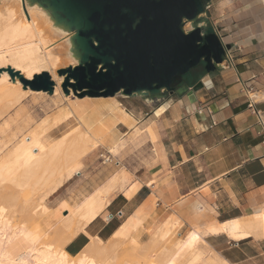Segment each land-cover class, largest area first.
Instances as JSON below:
<instances>
[{"label":"bare ground","instance_id":"bare-ground-1","mask_svg":"<svg viewBox=\"0 0 264 264\" xmlns=\"http://www.w3.org/2000/svg\"><path fill=\"white\" fill-rule=\"evenodd\" d=\"M70 46L69 35L54 27L38 5H30L27 0H0V96L19 102L28 93L49 95L25 89L22 80L48 72L56 83L50 96L64 100L57 111L47 113L12 145L0 144V264H130L123 262L129 256L119 258V252L127 246L142 250L139 254L150 246L151 252L158 253L156 264H231L207 243L206 236L225 234L233 240L264 237V207L247 216L204 226H188L176 215L156 224L150 220L152 197L110 238L92 235L86 228L105 216L110 200L102 187L116 173L115 168L99 172L90 185L63 198L54 208L46 204V194L34 197L40 189L50 187L49 194L81 174L85 161L98 147L105 146L112 152L140 124L122 105L92 101L106 97H79L72 78L69 94L62 91L66 75H59L58 70L76 65ZM72 118L78 124L52 139L49 131ZM9 123L7 120L0 130ZM17 189L32 193L19 201ZM147 230L152 236L145 245L143 235ZM82 232L90 240L82 251L72 254L67 245Z\"/></svg>","mask_w":264,"mask_h":264},{"label":"crops","instance_id":"crops-1","mask_svg":"<svg viewBox=\"0 0 264 264\" xmlns=\"http://www.w3.org/2000/svg\"><path fill=\"white\" fill-rule=\"evenodd\" d=\"M209 11L221 38L232 46L229 60L206 86L184 96L127 103L140 123L130 136L146 138L148 158L136 166L135 179L124 170L111 184L106 216L89 224L88 233L110 238L150 197V220L156 224L176 215L188 226H204L264 207V131L249 107L254 102L264 121V3L216 0ZM205 239L231 264H264V237ZM89 240L82 232L67 247L78 253Z\"/></svg>","mask_w":264,"mask_h":264},{"label":"water","instance_id":"water-1","mask_svg":"<svg viewBox=\"0 0 264 264\" xmlns=\"http://www.w3.org/2000/svg\"><path fill=\"white\" fill-rule=\"evenodd\" d=\"M69 35L73 67L61 68L79 97L159 101L207 85L224 69L231 44L208 14L213 0H27ZM187 25H189L187 27ZM24 88L54 93L48 72Z\"/></svg>","mask_w":264,"mask_h":264},{"label":"rangeland","instance_id":"rangeland-1","mask_svg":"<svg viewBox=\"0 0 264 264\" xmlns=\"http://www.w3.org/2000/svg\"><path fill=\"white\" fill-rule=\"evenodd\" d=\"M215 1L216 0H213V2ZM208 14L211 17L212 12L208 10ZM62 91H64L63 87H62ZM44 96L47 97L45 98ZM50 97H51L50 94L48 95V94L28 93L21 96L19 102H9L7 98L0 96V128H2L1 126H3L7 120H9L10 122L9 125H11V127L8 125L4 129L0 130V134H1L0 144L8 142L12 145V143L15 140H17L20 135L28 131L33 125L37 123V121L42 119V117H44L47 113H54L55 111L58 110V107L60 105L64 104V100L59 101L57 97H51V98ZM139 100H141V98H128L120 95L113 97H106L102 99L100 98L92 99V101L96 103L99 102L116 103L117 105L120 106L122 105L124 107H126L128 102L139 101ZM27 118H29L30 120ZM27 122H30V124ZM77 124H78L77 121H74L72 118L67 123L61 125L59 128H54L53 130H51L52 132L49 131V134L51 136L53 135L51 137L52 139L57 138ZM63 129L65 131H63ZM59 130H61V132H59ZM14 137L15 139L13 140ZM122 145H124V147ZM148 151L149 148L146 144V138L143 139L135 138L134 136L131 137L129 134V137L125 138L122 144H120L112 152H108V148L105 146L98 147L93 152L94 155L93 157H91V162L90 163L88 162L86 164L81 174L74 176V178H72L71 180H67L60 188L55 189L53 190V192L47 194L46 192L48 189H50V187L49 188L45 187L43 189H40L39 192H36L34 197L38 198L41 195L43 196L44 194H46L47 195L45 197L46 204L49 207L54 208L63 198H68L70 196L76 195L83 187L90 185L92 183V180L94 179L93 175H95V173L99 172L103 168L111 167L118 170L111 178H109V180L105 181L102 187L103 190L106 189V191L109 192L111 184H113L114 182L120 179L124 170H127L130 173V175L132 176V180L135 179L136 166H138V164L140 165L146 162V159L148 158V154H147ZM109 157L110 159H112V161L108 160L107 162H104ZM116 163H119L118 164L119 166ZM25 190L22 191L23 192L22 193L21 190L17 189L19 201H22L26 196L32 193V190L31 191H29V189H25ZM21 194L23 196H21ZM53 236L54 234L51 235L52 238ZM151 236H152L151 232L148 230L144 233L143 240L145 242V245L148 244L149 240L151 239ZM145 247H147L148 251L146 248H144L143 252L139 254L142 250L138 251L131 246H127L125 247V249H121V252H119V258H121L122 260L125 257L127 258L129 256L130 258H127V260L124 259L123 262L124 263L128 262L130 264L132 263L147 264L148 262L149 264H156V262L158 261L157 258L155 257H158V253L155 251L151 252L150 251L151 249L149 250L150 246H145ZM145 251H147L148 253ZM78 253H72V254H78ZM151 254L155 260L152 259L153 257L151 256ZM133 256H135L134 257L135 260L133 259ZM136 259H139V262L138 260L136 262ZM140 259L143 262H141Z\"/></svg>","mask_w":264,"mask_h":264},{"label":"built area","instance_id":"built-area-1","mask_svg":"<svg viewBox=\"0 0 264 264\" xmlns=\"http://www.w3.org/2000/svg\"><path fill=\"white\" fill-rule=\"evenodd\" d=\"M209 8H210V7H209ZM249 107H250L252 113H256V114L258 115L259 120H260L261 123H262L263 131H264V121L262 120L261 112L258 111V110L255 108V106H254V102H251V103L249 104Z\"/></svg>","mask_w":264,"mask_h":264}]
</instances>
